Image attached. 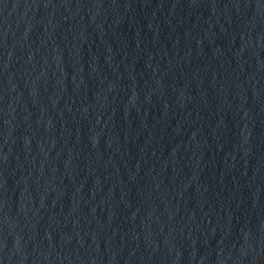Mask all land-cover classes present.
Segmentation results:
<instances>
[{"label":"water","instance_id":"1","mask_svg":"<svg viewBox=\"0 0 264 264\" xmlns=\"http://www.w3.org/2000/svg\"><path fill=\"white\" fill-rule=\"evenodd\" d=\"M264 225V0H0V264H245Z\"/></svg>","mask_w":264,"mask_h":264}]
</instances>
